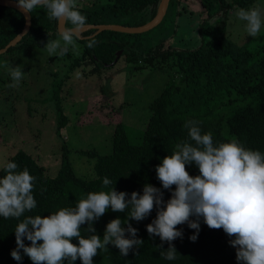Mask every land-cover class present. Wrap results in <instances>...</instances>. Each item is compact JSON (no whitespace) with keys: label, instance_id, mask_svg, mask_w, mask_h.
Here are the masks:
<instances>
[{"label":"trees","instance_id":"1","mask_svg":"<svg viewBox=\"0 0 264 264\" xmlns=\"http://www.w3.org/2000/svg\"><path fill=\"white\" fill-rule=\"evenodd\" d=\"M160 1L94 0L89 1L93 7L85 3L78 8L86 16L88 24L141 26L152 20ZM254 1L194 0L197 8H192L191 2H188L190 6L187 7L180 6V0H169L166 14L170 8L177 7L178 14L181 13L179 9H195L200 16L203 15L202 21H207V17H213L220 11L228 12L233 4L247 8ZM30 14V29L6 51L18 47L30 49L44 46L47 41L59 35L57 22L48 18L46 9L37 8ZM24 22V16L18 10L0 6V49L21 31ZM203 26L205 31L212 30L208 22ZM93 32V29H88L83 36ZM143 34L105 30L93 36L96 40L94 47H86L87 39H82L81 55L75 56L70 51L62 57L68 60L67 64H63L67 68V77L70 71L80 66L85 69V75L96 74L101 64L114 60L115 52L119 49H122L123 54L135 58L139 65L159 70L168 68L174 75L149 103L150 114L146 126L142 131L138 130L136 136L131 135L125 124L117 123L110 152L100 154L95 149L80 150V153L94 158L92 177L84 178L75 173L65 145L62 146L60 166L54 176H49L46 168L25 150H18L9 156L5 162H15L18 165L17 171L26 168L35 177L33 196L37 207L25 215L44 216L63 207H75L89 192L107 191L102 183L104 177L114 181L116 191L128 194L133 191L142 194L145 184L153 185L161 189L163 199L167 201L171 191L163 189L155 169L166 155L176 150L178 143L189 140L186 121H196L202 132H211L214 144L237 139L246 148L264 153V45L252 51L219 33L196 48H178L169 44L167 37L158 36L152 40ZM52 87V97L60 107L58 102H61L59 91L62 78L53 83ZM97 102L108 101L100 99ZM95 107L99 111L109 108L108 103L97 104ZM59 113L64 123L66 118H62V112ZM3 165L0 167V177L5 174ZM186 170L192 176L199 175L194 163L186 165ZM117 217L124 220L127 210L117 213L109 208L93 223L95 234L102 238L106 224ZM155 217L154 207L142 221H128L138 229L137 235L144 241L137 249L138 255L130 252L128 256L122 257L118 248L109 245L107 251L98 250L93 264H242L236 260V249L229 244L233 237L227 236L223 229L209 228L202 217L195 242L189 240L194 229L186 223L177 226L183 232L182 239L177 238L172 242L178 258L166 260L161 253L166 251L167 242L163 243V249L158 248L161 244L159 237H150L146 230V225ZM17 223L15 218L0 217V264H33L22 250L20 261L14 260L10 254L16 248L14 230ZM86 227L83 225L81 229V235L85 238L90 235ZM24 243L30 244L27 239H24ZM72 243L78 241L73 238ZM75 264H81V261L77 259Z\"/></svg>","mask_w":264,"mask_h":264},{"label":"clouds","instance_id":"2","mask_svg":"<svg viewBox=\"0 0 264 264\" xmlns=\"http://www.w3.org/2000/svg\"><path fill=\"white\" fill-rule=\"evenodd\" d=\"M24 13L37 8L47 10V16L59 26V38L49 40L45 48L49 56L63 57L70 51L81 55L78 41L87 39L86 47L96 44L94 37L83 36L89 28L86 16L78 8L77 0H17ZM235 15L244 22L250 37H257L264 28V10L260 7L239 8ZM13 81L9 87H19L23 78L21 66L10 69ZM79 75V73H77ZM188 141H181L171 155H166L156 166V176L163 189L171 196L165 201L163 192L145 184L142 194L116 191L113 180L103 178L107 189L89 192L75 207H63L48 215H25L37 207L33 196L35 177L25 168L17 171L15 162L3 165L0 177V217L15 218L16 248L11 251L14 260L22 259L21 250L33 264H93L98 250L112 245L122 257L144 243L129 219L142 221L156 208V217L146 225L150 237L158 236L168 247L161 255L176 260L177 250L172 243L183 238L178 225L187 224L195 232L189 240L195 242L200 230L199 220L211 229H223L233 237L229 244L236 249V260L242 264H264V153L246 148L237 139L214 144L211 132H202L196 121H186ZM195 164L199 175L192 176L186 165ZM173 185L175 186L173 190ZM127 217L110 220L102 238L96 235L93 223L108 209ZM195 217V219H190ZM83 225L90 235H81ZM75 238L78 243H72ZM24 239L30 242L25 244Z\"/></svg>","mask_w":264,"mask_h":264},{"label":"rangeland","instance_id":"3","mask_svg":"<svg viewBox=\"0 0 264 264\" xmlns=\"http://www.w3.org/2000/svg\"><path fill=\"white\" fill-rule=\"evenodd\" d=\"M89 1L94 0H77V4L93 7ZM180 1V6L188 7L191 2L192 8H197L194 0ZM257 6L264 10V0H255L247 8L233 4L228 12L220 11L207 17V21H202L203 15L195 9H179L181 13L178 14L177 7L170 8L160 25L143 32L142 36L147 35L152 40L158 36L167 37L173 47L196 48L220 33L255 51L264 45V28L257 37L248 36L244 22L237 19L235 12L239 8ZM206 22L211 25V31L202 29ZM58 38L59 35L55 39ZM78 43L83 47L82 40ZM119 50L118 60L110 66L101 64L96 74L87 76L80 66L70 71L68 77L65 76L67 68L63 66L68 60L49 56L45 45L30 49L18 47L0 53V167L9 156L22 149L42 164L49 176H54L65 145L75 173L89 178L94 175V158L80 150L95 149L100 154L110 152L117 123L125 124L132 136H136L138 130L142 131L150 114L149 103L174 74L168 68L159 70L139 65L135 58ZM16 66L22 67L23 78L19 87H9L13 83L9 72ZM60 78L61 102L58 104L61 108L52 97V84ZM100 99L108 102H97ZM103 103H108L109 108L99 111L95 105ZM59 112L66 118L64 123Z\"/></svg>","mask_w":264,"mask_h":264},{"label":"water","instance_id":"4","mask_svg":"<svg viewBox=\"0 0 264 264\" xmlns=\"http://www.w3.org/2000/svg\"><path fill=\"white\" fill-rule=\"evenodd\" d=\"M168 3H169V0H161L158 5L157 12L155 16L152 18V20H150L149 22L141 26H125V25L117 24V23L88 24L89 25L88 29H93L94 32L86 37H93L94 35L102 31H105V30L128 33V34L146 32L161 22L164 15L166 14ZM0 6L10 7V8L18 10L20 13H22L25 19V22H24V25L21 31L17 33L3 48L0 49V53H3L9 47L14 46L17 42H19L20 39L28 32L31 26V14L30 13L26 14L23 11H21V9L18 7L17 0H0ZM57 31L59 33L58 23H57ZM120 53H121V50H119L115 54V58L112 62L106 63V66L112 65L118 59Z\"/></svg>","mask_w":264,"mask_h":264}]
</instances>
